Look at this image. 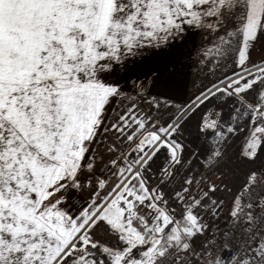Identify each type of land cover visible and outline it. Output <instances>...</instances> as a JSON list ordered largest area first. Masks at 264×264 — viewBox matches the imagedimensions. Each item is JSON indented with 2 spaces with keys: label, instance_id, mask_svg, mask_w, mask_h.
Returning <instances> with one entry per match:
<instances>
[{
  "label": "snow or ice",
  "instance_id": "6c2138e0",
  "mask_svg": "<svg viewBox=\"0 0 264 264\" xmlns=\"http://www.w3.org/2000/svg\"><path fill=\"white\" fill-rule=\"evenodd\" d=\"M0 264H264V0H0Z\"/></svg>",
  "mask_w": 264,
  "mask_h": 264
},
{
  "label": "crops",
  "instance_id": "0c3cea01",
  "mask_svg": "<svg viewBox=\"0 0 264 264\" xmlns=\"http://www.w3.org/2000/svg\"><path fill=\"white\" fill-rule=\"evenodd\" d=\"M260 56L259 52H256L253 54V59H258ZM186 72V82L182 85L183 89L190 94L193 91L192 82L194 79V73L189 71L187 68L185 69ZM150 78V77H149ZM133 79L135 80L136 77L134 76ZM141 80L146 79L144 76H140ZM122 87H124L126 90H130L132 88L131 82H128L125 84L123 81L121 82Z\"/></svg>",
  "mask_w": 264,
  "mask_h": 264
}]
</instances>
